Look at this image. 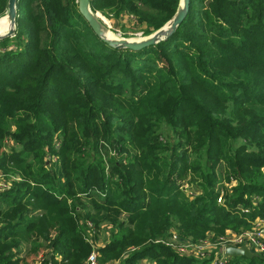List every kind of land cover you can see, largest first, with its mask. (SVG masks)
<instances>
[{
    "label": "trees",
    "instance_id": "trees-1",
    "mask_svg": "<svg viewBox=\"0 0 264 264\" xmlns=\"http://www.w3.org/2000/svg\"><path fill=\"white\" fill-rule=\"evenodd\" d=\"M76 1L17 0L16 33L0 41V171L22 177L0 193V264H84L91 253L100 264H212L159 242L264 220V0H190L176 32L141 51L108 47ZM177 4L90 9L141 15L149 34ZM6 137L19 151L2 152ZM175 175L200 194L187 199Z\"/></svg>",
    "mask_w": 264,
    "mask_h": 264
},
{
    "label": "rangeland",
    "instance_id": "rangeland-1",
    "mask_svg": "<svg viewBox=\"0 0 264 264\" xmlns=\"http://www.w3.org/2000/svg\"><path fill=\"white\" fill-rule=\"evenodd\" d=\"M137 7H139L140 9L143 10V7L137 3ZM106 10V9H103ZM100 18V20L102 21V23L107 26L108 28H110L112 30V32H114L117 36H121V37H141L143 36L145 33V23L144 22H140V16L141 15H136L134 13H126V14H120V15H116V12L114 11H106V12H102V11H97L96 12ZM12 45V44H11ZM9 50L14 49V46L8 47ZM3 50L0 48V53H2ZM57 136H59V134H57ZM61 137L59 136V138H56L54 140L53 143V147L54 149H58L59 145H60V141H61ZM20 146L18 143H16V141L12 140L11 138H7L4 140L3 142V151L6 154H11L12 152L15 151H19ZM46 149V148H45ZM44 149V150H45ZM47 151V150H46ZM48 157V159H50L52 162L56 160L55 157H49L48 155H46ZM48 159L46 161V164L48 165L50 162H48ZM49 166V165H48ZM264 170V169H263ZM217 174L219 176V180L220 182L217 184L216 186V191L218 193L217 195V204L223 206L224 204V200L223 197L225 195V191L227 194V189H229L230 185L227 183V181L225 180L224 177V173L223 170H219L217 171ZM0 175H2V177H0V184L3 186V184L5 186L8 187V189H10L12 187V184L21 182L22 177L20 176V174L14 173V175L12 174L8 179L5 178V175L3 173V171H0ZM174 181L176 182V185L181 188L180 192L182 193V195H184L187 199L190 200H194L196 196H198L200 194V189L198 188L197 185H195L191 179L190 176H187L186 178L183 179H179L177 175H175ZM256 203V200L254 201ZM252 228L255 229L256 232H260V236L257 237L255 236L256 233H254L253 231L251 233L254 234H248V231L243 230V229H239V230H232V229H225L221 234L217 235L216 233H214L211 230L206 231V236L204 238H202L200 241H204V244L200 245V246H195L193 249L188 248V247H193V246H185L183 243H179L176 240V237L179 236L178 234H176V232L174 233L176 236L174 238V240L172 241V239H169L167 242H159L161 244H164L166 247H169L170 249H172L173 251H175L177 254H181L182 257H191V258H195L197 260H202V259H209L211 258L212 260V264L214 261V264L218 262L217 260V256H220V250L217 246V243L219 242L220 239H226V240H231V243L236 244L237 242H239L240 238L246 239L248 240V238H256V239H261L264 242V220H261L259 218H256L254 220V223H252ZM178 238V237H177ZM260 242V241H259ZM198 244V242H194L192 239H189L187 241V245L189 244ZM233 244V248L234 247H241L244 245H234ZM260 244H262L260 242ZM28 245H22L21 248V255L23 256L27 250H28ZM230 247V246H227ZM246 247V246H244ZM260 247L256 248L259 249ZM224 250V249H223ZM254 250V252H252L253 254H261L264 252H259ZM179 252V253H178ZM206 252L205 256H203V254ZM225 252V251H224ZM264 256V254H263ZM27 260L30 262L32 260L33 264H40L39 261H41L42 255L40 254V256L36 257L33 254H27L26 256ZM231 258H228V261ZM34 260V261H33ZM58 261H60V258H57ZM117 261H108L105 262L104 264H116ZM100 264V263H99ZM138 264H155L153 262H149V261H145L142 260L140 261Z\"/></svg>",
    "mask_w": 264,
    "mask_h": 264
},
{
    "label": "water",
    "instance_id": "water-1",
    "mask_svg": "<svg viewBox=\"0 0 264 264\" xmlns=\"http://www.w3.org/2000/svg\"><path fill=\"white\" fill-rule=\"evenodd\" d=\"M90 1L91 0H77V9L79 13L84 18L88 26L93 30L94 34L100 39L103 43H105L108 47H112L118 50H133V51H141L146 47L154 46L161 41L166 40L170 36H172L177 28L181 25L182 21L185 19L189 12V1L190 0H178L177 9L174 15L167 20L161 28L155 30L149 34H144L141 37H121L117 36L110 28L105 26L100 20L97 13L93 12L90 9ZM17 0H8L6 5V12L3 16L7 19L8 22V30L4 33V35H0V41L4 40V38L13 37L16 33V18H17V10H16ZM1 16V17H3ZM110 33L112 36H110ZM109 35V36H108ZM225 253L230 258L237 257H246V258H254L257 254H253L246 247L241 246L237 248L233 247H225Z\"/></svg>",
    "mask_w": 264,
    "mask_h": 264
},
{
    "label": "built area",
    "instance_id": "built-area-1",
    "mask_svg": "<svg viewBox=\"0 0 264 264\" xmlns=\"http://www.w3.org/2000/svg\"><path fill=\"white\" fill-rule=\"evenodd\" d=\"M0 177H2V175H0ZM8 190V187L7 186H5L4 184H3V186L0 184V193L1 192H4V191H7ZM254 232V233H256L255 234V236H257V237H259L260 236V232H256L255 231V229L254 228H252L249 232H248V234H254V233H251V232ZM175 236L176 235H174V237L173 238H171L172 239V241L174 240V238H175ZM178 237V236H177ZM176 237V240L181 244V243H183L185 246H193V247H188V248H191V249H193L195 246H200V245H202V244H204V241H199L198 242V244H189V245H187L186 243H187V241L188 240H186V239H184V240H182V239H180L179 237L177 238ZM231 240H226V239H220L219 240V242L217 243V246H218V248H219V250L221 251L220 253V256H217V260H218V262L217 263H215V264H226L227 262H228V258H229V256H227L226 255V253L224 252L225 250H223V249H225V247H227V246H230V247H233V244L234 243H231L230 242ZM262 243V244H260V242ZM234 245H236V246H238V245H244V246H246V248L248 249V250H250V252L252 251V252H254V250H256V248H258V247H260L259 249H257L256 251H259V252H264V242L261 240V239H256L255 237L254 238H248V240H246V239H243V236H242V238H240V240H239V242H237L236 244H234ZM234 248H237V247H234ZM179 253V252H178ZM205 254H206V252L203 254V256H205ZM179 255H181L180 253H179ZM84 264H99V261H98V258H97V254L96 253H91V255L87 258V260L85 261V263ZM213 264H214V261H213Z\"/></svg>",
    "mask_w": 264,
    "mask_h": 264
},
{
    "label": "bare ground",
    "instance_id": "bare-ground-1",
    "mask_svg": "<svg viewBox=\"0 0 264 264\" xmlns=\"http://www.w3.org/2000/svg\"><path fill=\"white\" fill-rule=\"evenodd\" d=\"M8 22L7 19L5 18V16L0 17V35H4V33L8 30ZM109 36V35H108ZM110 36H112V34L110 33Z\"/></svg>",
    "mask_w": 264,
    "mask_h": 264
}]
</instances>
